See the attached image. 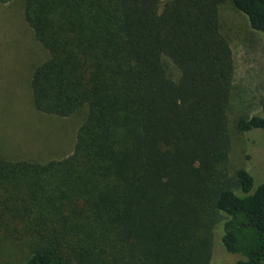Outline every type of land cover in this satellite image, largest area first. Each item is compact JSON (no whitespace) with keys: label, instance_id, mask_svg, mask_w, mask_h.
I'll list each match as a JSON object with an SVG mask.
<instances>
[{"label":"trees","instance_id":"16d2710c","mask_svg":"<svg viewBox=\"0 0 264 264\" xmlns=\"http://www.w3.org/2000/svg\"><path fill=\"white\" fill-rule=\"evenodd\" d=\"M223 1L264 35V0H22L47 53L35 110L86 115L69 156L0 158V264H208L215 241L264 264V168L252 190L229 167ZM234 129L264 131V116Z\"/></svg>","mask_w":264,"mask_h":264},{"label":"rangeland","instance_id":"374dc122","mask_svg":"<svg viewBox=\"0 0 264 264\" xmlns=\"http://www.w3.org/2000/svg\"><path fill=\"white\" fill-rule=\"evenodd\" d=\"M219 22L230 42L235 68L234 90L227 109L232 134L229 167L250 173L254 190L262 183L264 131L240 134L234 129V121L239 115L264 116L260 108L264 100V35L251 30L245 17L227 1L220 5ZM46 57L24 21L22 0H0V158L45 163L72 153L86 108L61 118L36 111L32 103V71ZM165 66L176 78L175 67L169 62ZM237 259L215 241L208 264H233Z\"/></svg>","mask_w":264,"mask_h":264}]
</instances>
